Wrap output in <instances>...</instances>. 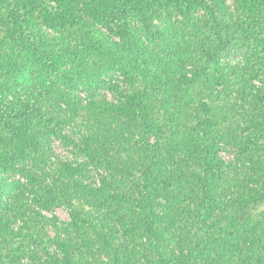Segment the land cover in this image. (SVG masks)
Instances as JSON below:
<instances>
[{"label":"rangeland","instance_id":"1","mask_svg":"<svg viewBox=\"0 0 264 264\" xmlns=\"http://www.w3.org/2000/svg\"><path fill=\"white\" fill-rule=\"evenodd\" d=\"M225 2L228 10L235 13L237 7L234 1ZM173 3L174 0H166L162 5L143 10L131 21L129 28L134 33L133 47L143 45L145 56L153 54L145 77H141L140 68L132 64L136 68L135 74H140L139 77L135 76L138 77L134 80L135 87L130 85L123 68L124 63L127 66L131 65V61L137 63L132 60V50L127 52L124 60L117 62H102L96 52L82 57L78 50L79 37L60 35L47 27L43 20L39 22V33L62 37L59 39L63 45L65 39L63 52L70 59L61 57V64L53 63L54 71L49 77L40 68L38 54L30 55L29 59L17 58L15 51L16 48H22L23 41L19 39L24 38L25 33L16 31L13 24L6 23L10 12L6 5L0 6V85L4 84L0 88V106L11 104L18 99L19 94L22 100L49 108L54 117L59 113L61 120L58 134H53L50 129L40 125L33 130L34 134L42 138L48 136L46 144L50 150L44 151L43 140L40 139L39 152L34 156L38 159L43 156L44 162L37 163L32 158L24 166V170L26 168L29 171L28 176L35 177V181L30 180L24 172L4 175L15 194L21 196L26 193L21 201L30 207L36 222H40V217L44 216L46 225L45 230L30 231V236L33 237L28 238V231L22 229L23 217L5 208L9 200L4 197L0 205V264H28V259L21 251L22 246L26 245V239L30 242L31 251L37 250L39 257L44 256L45 253L40 252V245H45L48 238L55 240L57 244H65L69 247L68 251L85 264L108 262L102 256V250L98 249L101 242L87 224L81 228L70 226L71 208L78 210L82 217L97 216L95 222L100 223L109 235L114 233V237L109 240L115 243V248L128 244L132 250L135 246L133 251L138 249L140 253L134 259L145 263L143 256L146 253V236L134 223L137 219L132 220L130 217V214L134 215L138 210L135 200L140 197L143 176L137 170L126 175L124 171L127 163L122 155L124 147L129 150L133 143L137 145L142 139L136 130H141L144 113L140 114V119H131L130 114L118 110V107L123 104L129 106V102L133 103L131 97L134 92H140L142 97L154 104L151 113L153 118L149 119L162 124V118L167 114L164 110L165 102L160 96L161 91L151 87L152 77L164 79L175 60L181 64V75L186 73V76L192 78L195 62L197 69L203 66V69L211 73V77H203L204 88L199 92L198 99L193 97L178 109L181 112L176 122L179 128L171 125V119L163 125L162 135L168 141L167 144L176 135L193 142V136H200L204 130L209 131L210 137L218 140L213 139L217 142L218 154L225 163V179L236 184L231 191L219 193L220 199H232L237 203L227 219L230 230L237 223L243 222L244 215L253 219L254 228L257 227L258 219L264 218V22L250 20V16L244 12L241 16L238 15L242 28L235 26L236 30L231 36L233 41L229 46L227 43L231 53L222 57L220 64H216L207 62L205 58L202 61L201 57L203 50L208 47H203L202 44V41L208 43L206 39L202 40L203 32H207L208 28V15L197 3L190 6V15H185ZM96 27L111 40L122 43V39L110 34L106 28L100 25ZM158 30H167L168 34L162 37L158 35ZM184 31L187 39L183 41L187 45L185 51L190 54L197 52L200 58L187 59L183 70L181 43ZM14 38L17 41L14 42ZM77 52L79 53L75 55ZM14 62L19 69L12 68ZM177 65L175 63L173 66ZM14 76L20 77V81L14 82ZM109 83L117 87H109ZM65 95L71 105L63 100ZM141 103L145 104V99ZM23 129L27 130L26 126ZM174 131L178 133H173ZM9 134V130L0 124V138L6 139ZM176 141L180 152L186 146L177 139ZM30 150L35 151L33 148ZM179 155L177 152L176 156ZM193 178L194 175L189 179L188 176L185 180L181 179L183 187L176 191L172 201L159 199L163 209L168 212L167 217L173 219V223H164L168 240H178L184 233L185 237L194 241L201 235L200 230H216L214 221L207 214L198 212ZM32 183L36 186L34 194L38 200L26 192ZM39 201H52L54 204L44 208ZM230 211L231 209L227 211L228 215ZM236 212L241 215L233 221L232 216ZM51 248L57 254L61 252L54 243Z\"/></svg>","mask_w":264,"mask_h":264},{"label":"trees","instance_id":"2","mask_svg":"<svg viewBox=\"0 0 264 264\" xmlns=\"http://www.w3.org/2000/svg\"><path fill=\"white\" fill-rule=\"evenodd\" d=\"M165 1L0 0V6L6 5L10 12V21L7 19L6 23L13 24L16 31L25 33L24 38L19 39V41H23L22 48H16L15 51L17 58L29 59L31 58L30 55L38 54L37 59L40 68L44 69L50 75L49 77L54 71L52 69L53 63L55 65L61 64V57L66 60L70 59L68 54L63 52L65 39H63V45L62 40L59 39L62 37H51L39 33L41 31L39 22L43 20L47 27L60 35H71V38L73 35L79 37L78 50L80 55H83L82 57L87 56V53L95 54L94 52H96L102 62L112 60L117 62L124 60L127 52L132 50L134 53L132 60L137 63L131 61V65L127 66L123 62L125 64L123 68L130 85L135 87L136 82L134 80L140 74H135L136 70L134 69L136 68L132 64L137 65L140 68L141 77H145L148 71L147 66L149 61L153 59V54L147 53L148 55L145 56L143 45L138 44L133 47L135 45L134 33L129 26L131 21L143 10L162 5ZM233 1L237 7L235 13L228 10L225 0H174L173 5L179 7L185 15H190V6L195 3L199 4L208 15V28L207 32L206 30L203 32L202 40L206 39L209 44L202 41L203 47L208 46L202 52V61L205 58L204 60L207 62L212 61L220 64L222 57L230 55L228 46L233 41L231 36L232 32L236 30L235 26L242 28L238 19V15L241 16L242 12L247 13L250 20L264 22V0ZM245 20L249 21L247 18ZM96 25L106 28L110 34L122 39V43L111 40ZM158 33L164 37L168 31L158 30ZM132 39L133 41H131ZM186 40L184 31L181 43L183 70L187 64V59L198 60L200 58L196 51V53L191 54L185 51L187 45L183 41ZM13 41L15 42L17 39L14 38ZM115 62L113 63L115 64ZM175 63L178 64L177 67L173 66ZM14 64L15 62L12 64V68L19 69V66ZM194 64L195 70L192 78L186 76V73L180 74L181 64L177 60L172 63L170 71L164 79L152 77L151 87L161 91L159 92L160 96L165 102L164 110L167 114L163 116L164 122L162 124L157 120L149 119L152 117L154 104L151 100L142 97L143 94L140 92H134V96L131 97L133 103L129 102V106L126 107L123 104L118 107V110L130 114L131 119H140V114L144 113V119L141 120L143 122L140 125L141 130H136L142 139L137 145L133 143L129 150L124 147L122 155L127 163L124 173L126 172L128 175L132 170H137L143 176V186L141 191L139 190L140 197L135 200L139 211L137 210L134 215L130 214V217L132 220L137 219L134 223L137 228L141 229L140 232L146 236L147 244L144 245L146 253L143 256L145 263L137 262L134 259L136 254L140 253L138 249L133 251L135 246L132 250L128 244L115 248V243L109 240L110 237H114V233L109 235V232H106L100 223H96L94 219L97 216L82 217L78 210L71 208L72 221L69 223L70 226L81 228L87 224L93 230L94 235L101 242L98 244V249L102 250V256L108 261L102 262L103 264H264V218H261L262 220L259 218V221L256 220L258 224L255 228L252 224L253 219L246 215H244L243 222L234 225L232 231L230 230L231 226L227 225V219L237 203L236 200L232 201V199H220L219 193L226 190L231 191L234 186L236 187V184L234 185L235 182L228 178L225 179L223 171L225 163L218 154V144L213 140L216 138H211L210 132L204 130L200 136H193L195 139L193 142L187 141L186 137L182 138L176 135V138L167 144L168 141L166 142L164 135H162L163 125L168 119H171V125L174 128H179L176 122L181 112L178 109L189 103L193 97L198 99L199 92L204 88L203 77H211V73L203 69V66L197 69V64L195 62ZM136 75L137 78H135ZM19 78L14 76L13 81L19 82ZM206 81L209 80L206 79ZM140 82L142 81L140 80ZM209 82L212 83V81ZM3 85L1 84L0 88H3ZM108 86L117 87L111 83ZM0 98L2 99L1 94ZM17 98L5 107L0 106V124L6 127L10 133L6 139L0 138V205L2 199L8 197L9 201H7L5 208L23 217L22 229L25 232L28 231L27 237L29 238L33 237L30 236V231L45 230V217L41 216L42 220L36 222L33 212L29 210L30 207L22 202L26 193L21 196L15 194L13 188L10 189L11 185L4 175L12 172H24L30 180L35 181V177L28 176L29 171L26 168L24 170V166L27 160L32 158L37 163L39 161L44 162L43 156L39 159L34 156L39 152L40 139L43 140L44 151L50 152V150L46 144L48 136L42 138V136L34 134L33 130L40 125L50 129L51 133L58 134L57 130L61 120L58 116L59 113L55 114V118L52 111L47 107L22 100L19 94H17ZM68 99L66 95L63 96V100L71 105V101ZM142 99H145V104L141 103ZM206 107L202 106V108ZM61 111L65 112L63 109ZM29 124L32 126H27ZM25 126L27 130L23 129ZM173 133L178 132L174 131ZM176 139L186 146L180 152L176 147ZM30 148L35 151L32 152ZM177 152L180 154L179 156H176ZM191 175L192 177L194 175L195 186L193 187H196L194 191L197 195L198 212L207 214L214 221V230H216L213 231L210 228L208 231L200 230L201 235L194 241L185 237L184 233L178 240L172 238L168 240L164 232V223H173V219L167 217L168 212L163 209L159 199L164 198L167 201H172L176 191L183 187L181 179L185 180L187 176L189 179ZM29 187L30 189L26 191L27 194L38 200L34 194L36 186L32 183ZM118 194L117 196H119ZM119 197L123 199L121 196ZM39 203H42L44 208L54 204L52 201H39ZM229 209L231 211L228 215ZM239 215L241 214L236 212L232 216L233 221H236ZM211 228L213 229V226ZM25 242L26 245L22 246L21 251L28 259V264H85L80 258H76V255H72L71 251H68L69 247L65 244H57L55 240L48 238L45 245H40V252L45 253L44 256L40 257L37 250L31 251L29 249V240L26 239ZM53 243L58 246L61 254L58 253V255L53 252L51 248ZM141 243L143 244V241Z\"/></svg>","mask_w":264,"mask_h":264}]
</instances>
